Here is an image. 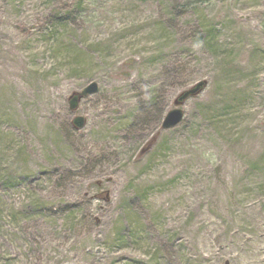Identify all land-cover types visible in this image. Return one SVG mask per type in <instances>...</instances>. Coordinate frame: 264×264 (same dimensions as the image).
<instances>
[{"label":"rangeland","instance_id":"rangeland-1","mask_svg":"<svg viewBox=\"0 0 264 264\" xmlns=\"http://www.w3.org/2000/svg\"><path fill=\"white\" fill-rule=\"evenodd\" d=\"M0 264H264V0H0Z\"/></svg>","mask_w":264,"mask_h":264},{"label":"water","instance_id":"water-1","mask_svg":"<svg viewBox=\"0 0 264 264\" xmlns=\"http://www.w3.org/2000/svg\"><path fill=\"white\" fill-rule=\"evenodd\" d=\"M205 86L204 80L197 81L191 87L183 90L178 94L174 100L175 106L166 112L165 116L162 119L161 126L162 128H170L178 124L183 118V111L179 108V105L187 98L198 94L202 88ZM98 91V84L95 81L87 83L80 92L74 93L69 98V106L71 109H75L78 105V101L81 97L94 94ZM72 123L77 128H80L84 125L85 119L83 116H75L72 120Z\"/></svg>","mask_w":264,"mask_h":264}]
</instances>
